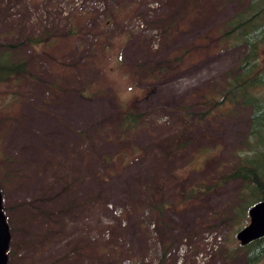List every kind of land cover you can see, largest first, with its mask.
I'll use <instances>...</instances> for the list:
<instances>
[{"label":"rangeland","instance_id":"obj_1","mask_svg":"<svg viewBox=\"0 0 264 264\" xmlns=\"http://www.w3.org/2000/svg\"><path fill=\"white\" fill-rule=\"evenodd\" d=\"M250 3L0 0V50L29 61L0 80L7 264H107L106 245L123 264H162L166 247L163 264H264L237 237L250 221L236 218L242 180L213 185L250 134V108L190 130L180 117L209 106L202 96L246 50L222 33ZM128 109L141 113L133 131ZM161 193L163 212L149 205Z\"/></svg>","mask_w":264,"mask_h":264},{"label":"trees","instance_id":"obj_2","mask_svg":"<svg viewBox=\"0 0 264 264\" xmlns=\"http://www.w3.org/2000/svg\"><path fill=\"white\" fill-rule=\"evenodd\" d=\"M250 1L248 12L240 13L232 19L222 33L227 39L235 38L237 41L244 42L246 50L238 58L237 63L228 70L225 81H222L218 89L202 96L203 102L206 100L209 104L207 108L199 109L197 112H190L184 108L180 114L184 129L190 130L192 126H197L208 117L215 115L218 110L225 113L232 111L234 106L250 108L252 119L250 134L238 149L235 159L227 164L229 167L217 175L213 184L217 186L234 179L242 180L240 206L236 210L237 219L245 217L255 202L264 199V59L262 56L264 0ZM70 31L74 32L73 29ZM44 41L51 42L49 35H42L38 42ZM28 62L25 58H14L10 50H0V80H6L13 74L26 70ZM155 73L156 71H147L145 75L154 77ZM229 105L232 107L224 111L223 108ZM140 116V112L128 109L123 113L122 123L129 131H133L139 126ZM213 185H208V188ZM189 194V197L200 194L199 186L191 187ZM149 205L154 210L163 212L167 206L164 194L161 193L157 198L151 199ZM111 240L113 237L110 236L107 242ZM243 247L247 249L250 263L259 261L264 256V236ZM107 248L108 245L101 249V253L109 255L110 261L107 264H123L125 257H117L113 249L109 251ZM169 253L170 249L166 247L163 251L162 264L169 257ZM144 260L145 257L133 256L129 264H147Z\"/></svg>","mask_w":264,"mask_h":264},{"label":"water","instance_id":"obj_3","mask_svg":"<svg viewBox=\"0 0 264 264\" xmlns=\"http://www.w3.org/2000/svg\"><path fill=\"white\" fill-rule=\"evenodd\" d=\"M3 193L0 188V264L8 263L11 241L10 226L2 208ZM250 221L239 229L237 237L243 245L264 236V199L255 202L249 209Z\"/></svg>","mask_w":264,"mask_h":264}]
</instances>
